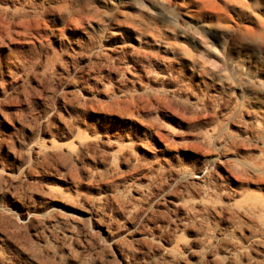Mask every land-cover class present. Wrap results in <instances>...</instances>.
Instances as JSON below:
<instances>
[{"label": "rangeland", "instance_id": "1", "mask_svg": "<svg viewBox=\"0 0 264 264\" xmlns=\"http://www.w3.org/2000/svg\"><path fill=\"white\" fill-rule=\"evenodd\" d=\"M0 264H264V0H0Z\"/></svg>", "mask_w": 264, "mask_h": 264}]
</instances>
